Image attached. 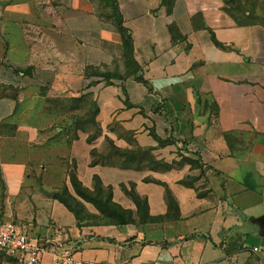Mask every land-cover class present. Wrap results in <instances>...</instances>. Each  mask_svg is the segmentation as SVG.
I'll return each instance as SVG.
<instances>
[{
  "label": "crops",
  "instance_id": "0c3cea01",
  "mask_svg": "<svg viewBox=\"0 0 264 264\" xmlns=\"http://www.w3.org/2000/svg\"><path fill=\"white\" fill-rule=\"evenodd\" d=\"M169 1L114 0L128 57L110 0H0V219L82 264H264V0ZM44 88L83 105L44 113ZM71 166L132 219L55 198Z\"/></svg>",
  "mask_w": 264,
  "mask_h": 264
},
{
  "label": "trees",
  "instance_id": "16d2710c",
  "mask_svg": "<svg viewBox=\"0 0 264 264\" xmlns=\"http://www.w3.org/2000/svg\"><path fill=\"white\" fill-rule=\"evenodd\" d=\"M169 2L171 3L172 0H170ZM110 3L112 4V6L114 8V16L116 18L119 31L122 35V39H123L124 46L126 48L127 55H128V57H131L132 52H133V38H132L129 30L123 25L122 18L120 17V15L117 11L116 4H115L114 0H110ZM170 31L172 33V38L175 40L177 38L176 28L174 26H171ZM214 39H215V37H214ZM92 107H94V113H93V117L90 120L83 121L82 122L83 125L81 126V125H78L79 120H81V119L80 118L76 119V125L78 126V128L83 127L84 124H87L90 126L96 125V121H95L96 107L94 104L92 105ZM70 108H75V107L72 106ZM93 155L94 156L96 155L95 151L93 152ZM99 162H100V159L94 158L92 163L97 164ZM69 175H70V181L72 183V186H73V188L76 192V195L78 197L71 194L67 186L63 188V190H62L63 193H61V191H58V192L54 193V196H55V198L59 199L64 204H66V206H68L78 216L80 215V210L77 206H75L73 204V201L76 202L77 205L82 204L81 200L79 199V197H80L84 200H87V201L94 203L98 207V209L101 211V213L104 215V217L107 218L108 221H110L112 223L122 224V223H127L132 219L130 211H127L126 209H124L120 205L113 202L111 189L110 188L104 189V187H103V185L99 179H96L95 189L91 190V189H88V188L83 186L82 182L79 180V178L77 176V173L75 171V167H72V166L70 167ZM133 196H134V199L136 200V202L138 204L140 211H142L144 213H148L147 212L148 211V205H147L146 200L141 199L136 194H133ZM170 196L171 195H169V197ZM9 259H11V258H9ZM11 260L16 261L14 259H11Z\"/></svg>",
  "mask_w": 264,
  "mask_h": 264
},
{
  "label": "built area",
  "instance_id": "2783aa9c",
  "mask_svg": "<svg viewBox=\"0 0 264 264\" xmlns=\"http://www.w3.org/2000/svg\"><path fill=\"white\" fill-rule=\"evenodd\" d=\"M0 253L20 264H42L46 255L50 264H82L58 240L32 235L15 220L0 222Z\"/></svg>",
  "mask_w": 264,
  "mask_h": 264
},
{
  "label": "rangeland",
  "instance_id": "374dc122",
  "mask_svg": "<svg viewBox=\"0 0 264 264\" xmlns=\"http://www.w3.org/2000/svg\"><path fill=\"white\" fill-rule=\"evenodd\" d=\"M110 11H113V8L111 6H110ZM45 89L46 88H44V90L42 89V91H45ZM43 93H44L43 96L45 95L46 97L42 98V101L44 102V104L41 103L40 108H41L42 112H44V113L50 112L52 114H55L57 111L58 112L67 111L72 106H74V107L79 106L82 103L83 98H84V95H80V94H74V95H71L69 97L68 95L63 96L62 94L56 93V94H51L50 96L47 97L48 94L46 93V91ZM25 100H26V102H30L31 101V95H26V98L24 99V101ZM86 101H87V103L84 105V113L86 111V115L85 116L84 115L79 116L80 114H78V116L81 119V120H79L78 125H81V126L83 125L82 122L85 120H90L93 117V113H94V107H92L93 104H92V101L90 100V98H88ZM81 105H83V104H81ZM17 111L18 112L20 111L19 107H18ZM28 114L30 115L29 112H28ZM59 123H60V126H65V122H64V124L62 122H59ZM68 123L69 122H67L66 125H68ZM92 128L94 129V127H92ZM62 190H61V193H63ZM75 194L76 193L74 191V195ZM73 204L79 208L80 213H82L84 211L82 204L77 205V203L74 201H73ZM81 216L84 217V214H81ZM8 220H9L8 218H6V217L4 218V215H3V218L0 219V221H3V222L8 221ZM105 220L108 221L107 218H105ZM255 243H258V244H261V246H264V238L258 236V237H250L248 239V244L250 246H252ZM0 264H20V263H17L16 261H13V260L7 258L5 255L0 253Z\"/></svg>",
  "mask_w": 264,
  "mask_h": 264
},
{
  "label": "water",
  "instance_id": "95a60500",
  "mask_svg": "<svg viewBox=\"0 0 264 264\" xmlns=\"http://www.w3.org/2000/svg\"><path fill=\"white\" fill-rule=\"evenodd\" d=\"M255 222H256L257 224H259V226L261 227V232H260V234L264 237V214L261 215V216H259V217H257V218L255 219Z\"/></svg>",
  "mask_w": 264,
  "mask_h": 264
}]
</instances>
